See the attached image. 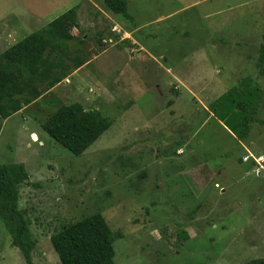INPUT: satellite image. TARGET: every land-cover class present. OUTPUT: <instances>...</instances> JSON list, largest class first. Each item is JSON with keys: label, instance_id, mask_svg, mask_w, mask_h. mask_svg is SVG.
<instances>
[{"label": "rangeland", "instance_id": "rangeland-1", "mask_svg": "<svg viewBox=\"0 0 264 264\" xmlns=\"http://www.w3.org/2000/svg\"><path fill=\"white\" fill-rule=\"evenodd\" d=\"M126 1L131 19L104 0H0V55L78 13L63 81L1 123L0 165L29 174L19 208L33 263L61 264L52 236L95 213L117 236L115 264L264 261V0ZM247 79L262 92L261 122L240 141L212 108ZM75 103L112 124L81 156L42 129ZM6 213L0 204V264H26Z\"/></svg>", "mask_w": 264, "mask_h": 264}, {"label": "trees", "instance_id": "trees-1", "mask_svg": "<svg viewBox=\"0 0 264 264\" xmlns=\"http://www.w3.org/2000/svg\"><path fill=\"white\" fill-rule=\"evenodd\" d=\"M106 7L131 19L126 0H104ZM76 8L68 10L0 55V131L2 121L23 110V106L37 102L64 79L67 67L68 44L78 28ZM257 68L264 76V45H261ZM44 84V85H41ZM42 86V87H41ZM39 87L41 90H39ZM262 92L251 86L250 80L242 89L234 88L213 105L215 116L242 141L249 137L257 119ZM111 122L96 109L86 110L75 103L61 106L42 123V129L57 143L76 156H81L109 130ZM24 164L0 165V204L4 219L8 213L16 215L19 224L8 222L14 245L21 251L26 264L33 263L36 240L29 223L19 208L20 187L28 182ZM113 233L101 213L92 214L76 223L64 226L51 238V244L61 264H115ZM247 264H264L252 260Z\"/></svg>", "mask_w": 264, "mask_h": 264}, {"label": "crops", "instance_id": "crops-1", "mask_svg": "<svg viewBox=\"0 0 264 264\" xmlns=\"http://www.w3.org/2000/svg\"><path fill=\"white\" fill-rule=\"evenodd\" d=\"M28 2H29V1H28ZM24 4H25V6H26V4H27V0H26V1L24 0ZM51 6H52V5H51ZM64 6H65V5H64ZM64 6H63V7H64ZM55 7H56V6L52 7V9L49 10L50 12L48 11L47 14L53 13V12H55L56 10L59 9V8L56 9ZM42 12H43V11H39V12H38V11H31V19H30V20H31V21H32V20L35 21V18H37L38 20H37V19H36V20H37V22H39L40 19H44V18H46L48 15H45V14H43ZM40 13H41V14H40ZM129 14H130V13H129ZM42 15H45V17L42 16ZM130 16H131V18H133L131 14H130ZM42 17H44V18H42ZM55 17H56V16H53V17H49V18H47V19H52V18L54 19ZM17 24H19V23H17ZM22 25H23V24H20L19 26L11 25V27H12V28H13V26H14V27H18L20 30H22V29L26 26V25H24V26H22ZM33 33H34V32H33ZM24 39H25V38H24ZM222 96H223V95H222ZM222 96H221V97H222ZM221 123H222V122H221Z\"/></svg>", "mask_w": 264, "mask_h": 264}]
</instances>
